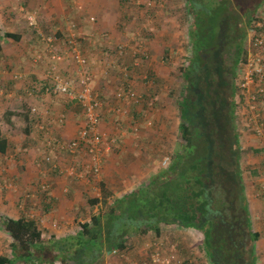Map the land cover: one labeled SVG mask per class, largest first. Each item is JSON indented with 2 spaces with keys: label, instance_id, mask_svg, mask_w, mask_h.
<instances>
[{
  "label": "trees",
  "instance_id": "1",
  "mask_svg": "<svg viewBox=\"0 0 264 264\" xmlns=\"http://www.w3.org/2000/svg\"><path fill=\"white\" fill-rule=\"evenodd\" d=\"M185 2L181 26L185 24L183 30L189 44L184 62L176 73L179 93L170 91L178 110L180 143L169 156V165L159 166L141 184L122 194L117 193L120 188H116V184L122 183L117 174L115 179L101 181L102 196L88 201L98 210L86 221L77 220L76 230L70 234L54 235L43 226L42 220L49 219L47 214L38 216L32 213L30 205L22 206L19 200L18 218L0 217V228L11 239L10 254L0 255V264H103L113 250L117 249L120 254L133 247L137 239L153 238L147 259L157 249L175 251L173 244L166 245L159 239L163 226L200 231L201 237L194 247L210 264H258L256 243L261 233L255 231L252 224L248 189L256 186L261 175L252 171L248 160L250 153L258 155L261 151L245 148L242 132L244 126H248L257 136L264 135V129L259 133L257 127L264 122V114L258 108L264 96V85L259 87L262 92L255 87L248 92L243 87V68L251 51L255 50V37L263 34L264 26L257 27V22L264 23V0ZM35 11L38 23L41 12L36 9L29 14ZM27 23L29 25L28 20ZM38 35L41 40L42 35ZM56 35L62 49L72 47L68 43L69 34L66 33L64 39L59 33ZM6 36L15 40L21 37L10 32ZM84 39L80 33L75 37L78 47L88 57ZM96 48L97 52L106 48L113 53L110 73H118L120 67L122 80L118 86L135 91L133 79L137 75L134 66L126 63L127 54L120 55L119 47L100 42ZM140 58L145 61L149 56L144 52ZM92 83L94 85V78ZM94 88L100 92L104 104L99 128L102 121L109 119L112 131L104 132L117 139L110 154L114 155L120 152L121 133L134 134V127L140 131V121L147 119L148 114L144 108L150 100L136 90L140 102H118L117 88L105 100L95 85ZM72 105L67 104V107ZM119 105L127 111L125 115H115L116 111L111 110ZM78 107L83 121L82 106ZM136 107H141V111L137 112ZM115 116L126 120L119 121L113 118ZM157 146L160 149L162 145ZM10 147L11 142L0 127V155L7 154Z\"/></svg>",
  "mask_w": 264,
  "mask_h": 264
},
{
  "label": "rangeland",
  "instance_id": "2",
  "mask_svg": "<svg viewBox=\"0 0 264 264\" xmlns=\"http://www.w3.org/2000/svg\"><path fill=\"white\" fill-rule=\"evenodd\" d=\"M74 1L75 0H70L72 5H75ZM118 1L120 4H123L125 8V11H123L120 16L121 21L124 23L121 27V31L124 35H128V40L124 43H117L113 41L112 45H109L112 47L117 46V48L122 46L127 48V53H125L127 54L125 55L127 65L132 64L135 69H138L140 66L136 65L135 63H139V61L141 62V60H138V58L140 59L141 54L145 52V54H148L150 57L151 53L148 49V44L146 41L151 38L154 39L156 36H160L156 35V32H159L161 29L160 51L157 59L160 62L159 70L166 76L164 79L165 81H168L167 84L164 85L161 82L156 83V77L152 76V78H150L151 76H149L148 73L146 74L147 77L144 76L145 74H139V76H136L138 80L142 79L144 82L148 81L149 83H146V86L151 85L152 88H155V86L158 85L157 87L159 89V94H157L158 99L156 106L149 102L147 108H144L145 110H148L147 113L149 115L147 119H144V121L142 119L140 121L142 124L140 131L134 132V134L128 133L129 136L127 137L121 136L120 140L122 144L120 152L106 157L101 175L98 178H95L90 172H88V179L80 178L76 175H67L55 172L52 167L46 168L45 166L47 164H43L42 168L39 167V163L42 160V154L44 152V147L41 143L42 134L38 128L35 127L37 120L35 117L32 118L31 116L30 105L28 104L29 101L26 99L29 98V96L27 95L25 85H23L22 90L24 93L19 94L21 97L19 98L18 102H15L14 107L11 109V106H8V109H0V122L11 142L9 152L0 157V217H7L9 216L10 212L12 213L16 211V209L20 210V200L22 206L26 205L29 207L30 205L29 208L33 209V211H38L40 215L51 214L48 215V220H52V222L55 221L59 225L58 229L52 231L51 233H54V235L57 236L65 235L67 233L70 234L69 232H74L76 230L79 222L88 220L90 215L98 210L97 207H91L88 201L90 198L102 196V190L99 185L101 181H104L106 178L112 179L117 174L122 179L121 184H116V188H120L117 190V193L122 194L123 192L135 187L136 184H141L153 170L159 166H163L162 162L164 157L170 156L178 147V144L180 143V138L178 135L179 116L177 107L173 101L175 96L171 98L170 91H176L180 86V84H178V80L176 79V73L184 62V59L187 55V45L189 44V39L187 37L185 38L186 35L184 34L183 30V26L185 24L181 26V16L183 14V8L186 7V2L185 0ZM36 9L39 11V13L41 12L40 8ZM36 9H30V11H34ZM30 11L27 6L26 10L22 13V16L18 17V19L25 21L24 19H27V15H29ZM9 13L14 18L16 17V12L11 11ZM40 15L41 17L39 19L37 28L28 25L30 28L26 31L28 34L26 38L24 40L22 39L20 42H15L16 47L24 48V50L27 52L25 58L31 60L35 49L37 50L40 46L41 47L39 49L43 47V41H41L42 39L40 40L37 30L42 31L46 36L54 34V30L51 29V25L42 23L43 19H46V16L43 17L42 12ZM85 15L87 17V22L84 30L81 33L82 37L85 38L84 45L86 47H84L87 49V53L90 54V52H96L97 54V43L102 41V43H106L107 41L105 37L101 35V28L98 29L96 27L97 25L99 26L97 17L91 14ZM262 15L264 16V10ZM55 16L56 15L53 17ZM51 22H54L53 26H65V29L67 28V32H69L68 26L72 29H75L78 33L80 32L78 29L80 25L77 24L72 14H68L65 17L54 18L51 20ZM74 24L76 26L72 27ZM129 24H131V26H129ZM156 27H159L158 30ZM153 29L156 30L154 31ZM58 31L59 36L62 37L61 30ZM164 41L166 43H164ZM165 48L169 49L168 54L164 52ZM94 56L95 55H93L92 58L90 55L88 56L89 65H92ZM162 56L167 60L164 61ZM111 65L113 66L114 63L112 62ZM118 65H120L119 62ZM11 69L14 70V67L8 69L5 67H0V73L2 75L3 72H14L11 71ZM74 70L75 66L72 65L69 74L73 73ZM22 71H24V69ZM121 71L122 70L119 67L118 75H120ZM97 74L100 73L97 72ZM105 75L108 76L106 73ZM30 77L32 79L37 78L38 74L31 73ZM93 78L94 81H96L97 75H93ZM115 79L116 81L112 80L104 87L103 90H101L105 100L107 95L109 96L113 90L115 91L119 80H122V78L119 76L115 77ZM3 80L5 82L7 81V79ZM107 80H110V77H107ZM13 81L15 80L13 79ZM178 93L179 91L177 94ZM43 96H45L44 92H34V99L32 102L35 104V99ZM53 98L55 104H64L60 98L49 96V99ZM68 108H71V111L74 113H77V111L79 113V107L76 104H73ZM153 108L155 113L153 112ZM39 111L43 114L41 109H39ZM8 112L10 113L8 114ZM72 112L68 113V117H72ZM60 114L54 117L56 119L55 125L60 126L57 131L53 130L55 136L57 137L61 136L60 131L63 125L59 123ZM77 116L78 115H76V117ZM243 116L244 113H242L240 117L243 119ZM113 118L119 121L126 120L124 117L119 116H115ZM80 119L82 120V118ZM73 121L75 120L72 119V122ZM81 123L82 122H79V124ZM244 127V130L247 133L253 132L250 127ZM141 131L143 133H141ZM141 135L145 140L140 138ZM248 143L249 142L247 139V141L243 142V145L248 147V145H250ZM156 145L162 146L160 149H158L159 146L156 148ZM65 157L67 160V163L65 164H68L72 161L70 156L66 155ZM254 158L258 159L257 156ZM83 159L82 157H78L75 162L79 169H83V166L85 165L83 163ZM27 163H30L31 167H33V172L35 171V177L32 179V181H29V185L26 184L28 181L25 178L28 176L26 169ZM43 168L45 169L44 175L48 176L47 178H51L44 179L50 183L51 188L48 192L41 193L42 198H44L45 195L52 197L49 193L51 192V189L55 187V181L57 179H63L66 181V183L62 186V197L58 198V200H55L54 202L52 201L50 206L48 205L49 203L46 204L47 202L45 201L40 203L37 202L36 199L33 201L31 199L25 198L26 194L29 192L34 193L33 190H37L36 184L39 186L40 171L42 172ZM13 169L18 171V173L12 174L11 170ZM128 179L132 180V183H130ZM5 181L12 182V185H4L6 183ZM13 198H17L15 203ZM77 220L80 221L78 222ZM162 230V236L159 239L166 245H174L175 254L177 256L176 264H210L209 260H207L208 258L205 257V255L200 252L199 249L194 247L195 243L201 237L200 231H197L193 228L183 229L177 226H163ZM10 241L11 239L8 237V235L0 228V255L10 254ZM153 241V238L146 240L137 239L135 240L133 247H130L127 251H123L118 255L113 256L111 253L108 254L102 263L133 264L137 261L140 262L145 259L147 253H150V247H152Z\"/></svg>",
  "mask_w": 264,
  "mask_h": 264
},
{
  "label": "crops",
  "instance_id": "3",
  "mask_svg": "<svg viewBox=\"0 0 264 264\" xmlns=\"http://www.w3.org/2000/svg\"><path fill=\"white\" fill-rule=\"evenodd\" d=\"M74 3L75 5H72L70 0H0V67H3V68L5 67L7 69L14 67V70L11 69V71H14L12 73L3 72L2 75L0 73V109H4V108L8 109V106H11V109L12 107H14L15 102H18L19 98L21 97L19 94L24 93V91L22 90L23 85H25L26 92H27L28 89H32L34 86L41 87L42 85L47 84V80L45 78V72L47 70L46 65H49V64L47 62H42L37 65L34 64L31 59L25 58V56L27 55V52L24 50V48L16 47L15 45V42H20L22 41V39L24 40L26 36L28 35L26 31L30 27H28L27 20L24 19L25 21H22L21 19H18V17L22 16V13L25 11L27 6L29 9L40 8L43 17L46 16V19L45 20L43 19L42 23L46 25H51V29L54 30L53 32H56V30L57 31L61 30L63 39L66 37V33L68 34L67 28L65 29V26H58V25L53 26L54 22H51L52 19L59 18V17H65L68 14H72L77 24L80 25L78 29L80 30L79 33L81 35L86 25V22H87L86 21L87 17L85 14H91V15L96 16L98 19L99 26L97 25L96 27L98 29L101 28L100 30L101 35H103V37H105L107 41L106 43H104L105 45L106 44L112 45L113 41L117 43H124L128 40V35H124L121 31L122 30L121 27L124 23L121 21L120 16L122 12L125 11V8L123 4L119 3L118 0H75ZM11 11L16 12L15 18L9 13ZM54 15L56 16L53 17ZM129 26H131V24H129ZM158 28L159 27H156L157 30ZM156 29H153V30L155 31ZM160 30L159 32L158 31L156 32V35L161 36ZM7 32L18 34L21 37L19 38V40H15L11 37L6 36ZM160 36H156L154 39L151 38L146 41L148 44V49L151 53L150 54L151 58L149 57L148 60H145V61L141 60V62L139 61V63H135L136 65H139L140 67H138V69L134 68V71L137 76H139V74H145L144 76L147 77L146 74L148 73L149 76L156 77V81H155L156 83L161 82L164 85H166L168 81H165L164 77L166 78V76L164 75V73H162L159 70L160 62L157 59V57L159 56V51H160V43H161ZM165 41H168V40H165ZM165 41L164 43H166ZM40 47H38V49ZM103 49L106 51L97 52V54L96 52L95 53L90 52V54L87 53L88 56L90 55L91 58L93 57V55L96 56V57L94 56V61L92 65H89V69L91 68L90 69L91 71H94V72L96 71L95 74L97 75V78H96L94 85L100 91L103 90L104 87L108 85L112 80L116 81L115 77L119 76L117 72H115L114 74L110 73V71L112 70L110 69V67H112L110 61L112 60L111 58L113 57L112 55L113 53L111 51H108L106 48H103ZM168 50H169L168 48H165L164 52L168 54ZM109 53H110V56H109ZM126 53H127V48H126ZM171 53H172V50H171ZM140 59L138 58V60ZM162 59L164 61L167 60L163 56H162ZM69 64H70V61H68V63L66 62L61 63L60 65L61 72L69 74V71L72 68V65H69ZM22 68L24 69V71H22L23 70ZM97 72H99L100 74H97ZM31 73L38 74V77L32 79L30 77ZM105 73L108 76H106ZM15 74H20L21 78L15 79V76H16ZM107 77H110V80H107ZM3 79H7V81L5 82ZM13 79L15 81H13ZM133 83H135L136 90L142 96H144L145 99L148 98L150 102L156 106V102L158 99L157 94H159L158 93L159 89L157 87L158 85H156L155 88H152L151 85H149L150 87L146 86V83H149L148 81L144 82L142 79L138 80L137 78L133 79ZM39 92H43V90H39ZM49 96L51 95L45 94V96L38 97L35 99V104L39 106V109H41L43 112V114L41 112L40 113L44 116V120L46 122L47 127H49L53 133L55 130L57 131L59 129L60 126L55 125V123H51L50 119H53L55 116L59 115L61 112V114H64L66 116V121L61 127L60 137L67 139V140L72 139L77 133V130L80 125L79 122H82V120L80 119L81 117L78 114V111L77 113L72 112L71 111L72 109L68 108L67 105H64L63 103H61V105L55 104L54 98L49 99ZM26 99L31 103L30 97ZM73 104L75 105L77 103L73 102ZM62 106H64L65 108ZM258 108L264 114V96L261 98V103L258 106ZM135 110H137V112H140L141 107H136ZM69 112L73 113L72 117L71 116L68 117ZM153 112H154V108H153ZM9 113L10 112H8V114ZM76 115L78 116L76 117ZM148 115L149 114L146 115V118H148ZM72 119H74L75 121L72 122ZM0 127L4 130L3 126L1 125V122H0ZM100 128L103 131H112L110 120L108 119L106 121H102ZM240 130L242 131L243 129H241L240 127ZM141 133L143 132L141 131ZM121 136L127 137L129 136V134L125 132V135L121 133ZM140 138L142 140L144 139L142 135ZM247 139L249 142L248 144H250L251 146L250 145H248V147L244 146L245 148L257 149L261 151L260 154L258 155L254 154L253 152L249 154L248 164L253 168L252 171L256 170L259 172V174L261 175L260 176L261 178L259 182L256 183V186L252 185V187L248 189V200H249V208H250V214L252 218L253 227L255 231H258L259 233H261V238L256 243V254L258 256L257 260H258V264H264V195H262V193H264V163H263L264 162V135L257 136L254 133V131L252 133H247L244 130L242 132V141L243 142L247 141ZM44 152H45V149H44ZM256 156L258 157V159L254 158ZM0 157H2V155H0ZM80 157H82V159L84 158L83 163L85 164L88 158L82 155H80ZM61 158L64 163H67L65 155H61ZM67 159H70V158H67ZM26 165H27L26 169H27L28 176H26L25 178L28 181L26 184L29 185V181H32V179L35 177V174H34L35 171L33 172V167H31L30 163H27ZM45 167L48 168L50 167V165L47 164ZM11 173L16 174L18 173V171L13 169L11 170ZM44 173L45 172L40 171L41 180L46 179L48 177V176H45ZM40 179L39 181H41ZM47 179H51V178H47ZM7 181H5L6 182L5 185L10 184ZM55 183H56L55 187L52 188L51 192L49 193L51 194L52 197H48V195H45L44 198H42L41 193L39 191L36 193V195L38 196L36 201L40 203L42 201H45L47 202L46 204H48L62 197V186L66 183V181L63 179H59V180L57 179ZM36 186L38 188L37 184ZM35 191L33 190V192ZM13 199L15 203L17 201V198L16 199L13 198ZM36 212L39 213L38 211ZM48 215H51V214H47V216ZM9 216L18 218L20 216V212L18 211V209H16V211L12 213L10 212Z\"/></svg>",
  "mask_w": 264,
  "mask_h": 264
},
{
  "label": "built area",
  "instance_id": "4",
  "mask_svg": "<svg viewBox=\"0 0 264 264\" xmlns=\"http://www.w3.org/2000/svg\"><path fill=\"white\" fill-rule=\"evenodd\" d=\"M37 12L30 13L27 15V20L30 26L37 28ZM76 26L75 24L72 26ZM264 23L261 21L257 22V27H263ZM38 32L42 35L41 49L35 50L32 61L34 64H40L42 62H47V70L45 72V78L47 80L46 85L34 86L32 89H28L27 95L31 98L30 113L32 118L35 117L36 122L35 127L38 128L42 134V145L45 152L42 156V160L39 163V167L42 168L43 164H48L54 170H57L61 174L76 175L80 178H89L88 172L92 173L95 178L101 175L104 162L106 157L112 153L113 147H115L117 139L111 137L107 132L102 131L99 128V122L101 117L100 110L104 107L103 101L100 99V92L96 91L93 85V75L87 70L89 69L88 57H86L81 49L78 47L75 37L78 36V32L75 29L69 27V40L72 44L68 46V49L64 50L61 47V42L59 37H57L54 32L53 35H44L40 30ZM256 33L254 34V36ZM67 43V44H68ZM120 54L126 53V48L124 46L119 47ZM255 50L251 51L250 57L247 63L244 64L243 68V87L247 89L248 92L252 88H256L258 92H262L260 86L264 85V30L261 36H257L254 39ZM136 52V51H135ZM70 61L75 65V70L71 74H66L61 72L60 65ZM15 79L21 78L20 74H15ZM43 90L46 95L55 96L62 99L65 105L76 102L78 105L82 106L84 120L79 125L76 135L72 139H64L62 137H57L55 134L47 127L44 120V116L40 113L39 107L34 104L33 93ZM116 97L118 102L130 103L133 100L139 101V96L137 91L132 89H125L123 86H118L116 89ZM120 107H113L111 110L116 111L115 115H125L127 111ZM51 123H56V119H50ZM66 121V116L61 114L59 117V123L64 124ZM150 123V122H149ZM258 132L261 133L264 129V122H260L258 125ZM134 132L139 131L138 127H134ZM122 134L125 135V132ZM61 155H68L71 157L72 161L68 164L62 162ZM80 155L87 157L88 160L85 162L83 169H79L76 165V160ZM170 163V157L166 156L163 159L162 165L167 166ZM85 168V170H84ZM42 172H45L43 168ZM8 184L7 186H11ZM51 185L47 180H41L37 190L34 193H28L25 198L35 200L36 193H46L50 190ZM32 213L40 215L36 211ZM43 226L51 229L52 231L57 230L59 225L55 221L48 222L42 220ZM119 251L117 249L111 252V255H118ZM177 256L174 250H156L153 252L149 258L144 259L140 262H135L133 264H176Z\"/></svg>",
  "mask_w": 264,
  "mask_h": 264
}]
</instances>
